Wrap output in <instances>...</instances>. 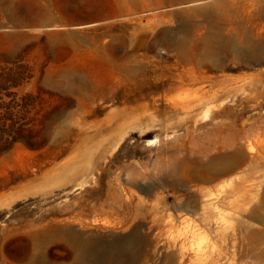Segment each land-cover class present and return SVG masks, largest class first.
<instances>
[{
    "label": "rangeland",
    "instance_id": "rangeland-1",
    "mask_svg": "<svg viewBox=\"0 0 264 264\" xmlns=\"http://www.w3.org/2000/svg\"><path fill=\"white\" fill-rule=\"evenodd\" d=\"M191 6L160 0H0V264H77L82 244L90 256L85 264H168L166 256L179 244L223 252V239L192 240L189 230L197 216L177 206L196 184L204 187L194 193L200 207L214 202L243 171L180 186L172 183L183 176L174 166L203 152L204 159L229 153L236 142L245 153L258 148L264 142V107L245 104V128L251 122L253 130L243 139L239 121L223 129L214 125L231 116L202 120L205 106L192 107L197 85L159 89L181 72L163 40L176 32L175 12ZM142 35L149 46L137 48ZM221 63L222 69L205 72L210 79L202 90L217 79L234 87L242 83L240 76L264 68L239 63L227 50ZM150 89L158 92L151 95ZM221 93L208 105L235 111L243 106V93ZM139 96L147 104L144 112L122 114ZM261 171L258 167L256 174ZM262 186L250 191L252 203L259 201ZM222 204L214 217L224 234L237 235L238 213ZM126 242L133 255L121 250L113 261L105 258L108 248ZM216 264L251 262L246 257L230 263L222 255Z\"/></svg>",
    "mask_w": 264,
    "mask_h": 264
},
{
    "label": "bare ground",
    "instance_id": "bare-ground-1",
    "mask_svg": "<svg viewBox=\"0 0 264 264\" xmlns=\"http://www.w3.org/2000/svg\"><path fill=\"white\" fill-rule=\"evenodd\" d=\"M160 1L168 5L188 2L195 6H191V9L186 8V10L175 12L179 16V24L176 30H174L176 32L173 36H169V38L163 37V44L167 45L174 52L176 67L180 66L181 72L175 75L176 78L173 82L159 89L171 91V89H176V87L183 85H197L194 90L197 102L193 103L192 107L205 106L204 110H202V120L208 119L210 115L213 117L231 116L230 122L228 120V122L220 121L214 125L223 129L225 126L235 127V123L239 121L237 132L240 134V138L245 139L253 130V123L251 122L245 128L246 124L243 120V117H245V104L250 102L256 108L260 109L264 107V68L255 70L247 75V77H237L238 80L243 81L234 87L227 88V84L223 85V79H217L208 84L210 89L202 90V82H207L210 79V76L205 73L207 70L222 69L223 63L221 62L224 50L234 54L239 63L264 64V0H247V4L244 3L246 0ZM247 5L251 7L249 10L246 9ZM253 24L256 27H253ZM147 41L148 38L142 35L140 38H137L135 47L145 48L147 45L149 46ZM96 49L103 53V44L97 45ZM136 69H134L133 73H136ZM214 86H217V88L213 90ZM222 89L223 94L231 92L235 94L243 93L247 89L248 92L243 93L239 98L243 106L237 111L229 108L220 110L218 107L213 108L209 106L208 103L210 101H214L221 96ZM156 92H158L156 89L149 90V94L151 95H154ZM141 99L142 96H139V101L135 99L133 102L124 105L120 110L121 113L139 117L140 115L137 113L146 104L141 102ZM223 125L225 126L223 127ZM242 144L236 142L235 148L226 154L204 159L206 152H203V156L192 157L191 159L186 158L180 164L174 166L175 171H181L183 176H175L172 183L180 186H186L188 182H214V179L218 176L227 175L239 169L243 171V174L238 177L236 176V182L232 183L230 181L228 183L229 189L227 188L228 190L223 193V196L216 195L214 202L200 207L194 193L196 191L203 193L204 187H197L196 184L197 188L189 185L191 186L189 187L191 195L188 196V199L179 204L177 203L178 210L190 211L197 216V221L193 224V228L189 230V237L194 240L211 235L217 238V240L222 241L223 239V252L216 249L215 253L213 251L211 253L200 248L185 250L183 245L179 244L174 252L166 256V263L216 264L223 255V259L225 258L230 263H233L235 260L242 261L247 257L251 264H264V142L254 150L249 148L247 153H245ZM258 167H262L263 171L256 174ZM257 183L263 186L260 189L259 201L255 196L258 202L252 203V197L250 196L252 192L250 191L256 187ZM221 203H223V206L230 207L234 212L238 213V220L236 221L238 226L237 235L234 234L228 237L226 233L224 234L219 219L214 217ZM255 222L261 227H257ZM235 238L237 239L236 244ZM239 242L240 247H238ZM121 250L128 251L132 255L134 254L132 247L126 242L124 246L116 245L108 248L110 253L105 254V258L109 257L110 260L117 258L119 253L122 252ZM89 258L88 249L85 244H82L77 249L74 259L77 264H85V261Z\"/></svg>",
    "mask_w": 264,
    "mask_h": 264
}]
</instances>
